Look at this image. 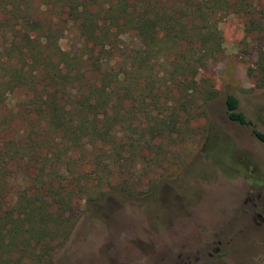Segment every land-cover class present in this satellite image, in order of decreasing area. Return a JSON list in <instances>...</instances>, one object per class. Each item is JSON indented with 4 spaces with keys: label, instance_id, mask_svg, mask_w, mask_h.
<instances>
[{
    "label": "trees",
    "instance_id": "obj_1",
    "mask_svg": "<svg viewBox=\"0 0 264 264\" xmlns=\"http://www.w3.org/2000/svg\"><path fill=\"white\" fill-rule=\"evenodd\" d=\"M232 14L264 40V0H0V249L66 239L81 199L107 203L109 160L151 152L177 130L161 98L200 90ZM255 65L264 85V45ZM203 92L205 103L217 96ZM225 102L229 120L251 124L234 94Z\"/></svg>",
    "mask_w": 264,
    "mask_h": 264
},
{
    "label": "rangeland",
    "instance_id": "obj_2",
    "mask_svg": "<svg viewBox=\"0 0 264 264\" xmlns=\"http://www.w3.org/2000/svg\"><path fill=\"white\" fill-rule=\"evenodd\" d=\"M245 21L232 14L219 23L223 50L202 69L200 90L161 98L165 116L178 114L177 130L155 138L151 152L109 160L107 203L81 199L68 238L21 252L0 249V264H264V220L246 203L253 195L264 217V141L253 131L264 133V85L255 65L264 40L247 36ZM168 60L155 62L158 78L169 77ZM211 85L217 96L205 103ZM229 94L251 124L228 119ZM211 134L218 136L215 150Z\"/></svg>",
    "mask_w": 264,
    "mask_h": 264
},
{
    "label": "flooded vegetation",
    "instance_id": "obj_3",
    "mask_svg": "<svg viewBox=\"0 0 264 264\" xmlns=\"http://www.w3.org/2000/svg\"><path fill=\"white\" fill-rule=\"evenodd\" d=\"M260 196V194H259ZM246 203H250L251 204V207L249 208V212H253V214H255L254 216L260 218L262 221L264 220V217H263V213L262 212H256L255 210L256 209H259V204L257 202L254 201V197L253 195L248 197V199H246ZM258 224H260V222H258ZM219 249H216V252H218ZM209 257H213V254L212 252H209ZM198 260V258H197Z\"/></svg>",
    "mask_w": 264,
    "mask_h": 264
}]
</instances>
